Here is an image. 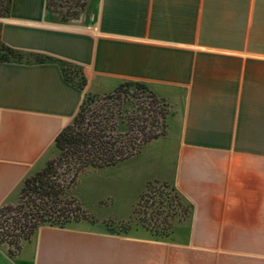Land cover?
<instances>
[{
	"label": "crops",
	"instance_id": "obj_1",
	"mask_svg": "<svg viewBox=\"0 0 264 264\" xmlns=\"http://www.w3.org/2000/svg\"><path fill=\"white\" fill-rule=\"evenodd\" d=\"M55 6L11 0L0 19L6 47L50 59L0 60V208L16 204L25 179L53 159L86 95L134 82L169 113L165 136L126 161L138 165L139 197L148 183H165L193 214L164 239L87 221L42 226L15 257L0 246V264H264V0ZM170 136L172 154L148 151Z\"/></svg>",
	"mask_w": 264,
	"mask_h": 264
},
{
	"label": "trees",
	"instance_id": "obj_2",
	"mask_svg": "<svg viewBox=\"0 0 264 264\" xmlns=\"http://www.w3.org/2000/svg\"><path fill=\"white\" fill-rule=\"evenodd\" d=\"M66 1L69 3L73 0ZM0 2L3 3L6 16L11 0ZM51 2L52 8L56 7V0ZM0 60L40 63L50 59L36 54H19L0 41ZM65 69L67 76L78 78V71L69 66H65ZM84 85L81 78L79 86L83 88ZM128 87L140 89L159 107L162 131L146 135L144 123L147 122L149 111L130 99L127 104H124V100L117 112L115 108L100 106L97 113L88 118L92 106L104 101L121 100ZM168 116L167 106L144 84L128 82L110 95H86L72 123L55 140L54 153L58 159L50 161L43 170L25 179L16 204L0 208V246L7 249L10 257H15L23 244L30 242L42 226L65 228L81 221L97 223L82 204L70 195L78 175L87 169L115 167L138 155L147 144L165 136ZM139 134L143 136L141 140ZM58 164L66 166L64 175L71 176L67 185L59 174L61 167H57ZM192 214V206L174 187L152 182L141 193L128 221L105 222L103 227L114 235H127L131 230L141 227L155 238L164 239L170 235L176 222L187 221Z\"/></svg>",
	"mask_w": 264,
	"mask_h": 264
},
{
	"label": "rangeland",
	"instance_id": "obj_3",
	"mask_svg": "<svg viewBox=\"0 0 264 264\" xmlns=\"http://www.w3.org/2000/svg\"><path fill=\"white\" fill-rule=\"evenodd\" d=\"M48 7L49 10L52 11L51 0H49ZM3 16H5V8L3 3L0 2V19H2ZM126 90L127 91L122 95L121 100L115 99V101H104L96 106H92L88 113V118L93 117L100 106L115 108V111L117 112L120 109L119 105H121L124 100H126L124 104H127V100L130 99L136 104L140 103L141 106L149 111L146 117L147 122L144 123V127H146L145 134L151 135L153 132L162 131L163 128L161 127V121L159 118V107L153 104L148 96L143 94L140 89L128 87ZM142 137L143 136L139 134V140H141ZM153 148L156 152L167 151L172 154V137L163 138L152 144V146L148 148V151ZM56 159H58V155L54 154L52 160ZM134 162L135 160L100 170L87 169L78 175L76 184L72 185L73 188L70 195L82 203L83 208L87 211L90 217L97 221L95 224H90L91 227L98 228L104 226L105 222L119 221L120 218H124L131 212V208L136 204L142 190L141 182L137 175L139 168L138 165H133ZM64 163H66V161ZM57 167H61L58 171L59 174L62 175V179L64 178L63 180L66 181L65 184L67 185L71 176L64 175L66 173V166H60L58 164ZM100 201H103L105 205L101 206ZM134 226L136 225L134 224Z\"/></svg>",
	"mask_w": 264,
	"mask_h": 264
}]
</instances>
